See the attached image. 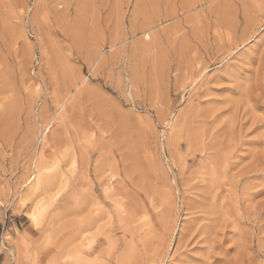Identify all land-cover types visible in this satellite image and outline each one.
I'll return each mask as SVG.
<instances>
[{
    "label": "rangeland",
    "instance_id": "obj_1",
    "mask_svg": "<svg viewBox=\"0 0 264 264\" xmlns=\"http://www.w3.org/2000/svg\"><path fill=\"white\" fill-rule=\"evenodd\" d=\"M76 260L264 264V0H0V264Z\"/></svg>",
    "mask_w": 264,
    "mask_h": 264
},
{
    "label": "bare ground",
    "instance_id": "obj_2",
    "mask_svg": "<svg viewBox=\"0 0 264 264\" xmlns=\"http://www.w3.org/2000/svg\"><path fill=\"white\" fill-rule=\"evenodd\" d=\"M36 161V160H35ZM34 163V162H33ZM38 164V163H37ZM36 164V165H37ZM35 165V166H36ZM40 165V164H39ZM35 166L33 165V167L35 168ZM35 172H33L35 175H36V180H33V181H35L34 183L32 182V184H29L30 183V181L29 182H27V184L26 185H28L27 186V188H26V190H25V192H26V194L27 195H33V194H35L36 192H38V191H43L44 189H45V187H46V183H47V181H48V179H47V176H46V173H45V167H43V166H36V169L34 170ZM35 175H34V177H35ZM34 177H32V179H34ZM28 181V180H27ZM37 203H38V201H36V204H34V211H33V213H31L30 214V217H34L35 215H36V211L39 209V206L37 205ZM101 250V249H100ZM94 251L95 250H91L90 251V253H92V254H94ZM76 262H77V260L73 263V264H76ZM88 263V262H87ZM77 264H80L79 262L77 263ZM89 264V263H88Z\"/></svg>",
    "mask_w": 264,
    "mask_h": 264
}]
</instances>
